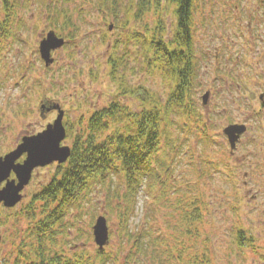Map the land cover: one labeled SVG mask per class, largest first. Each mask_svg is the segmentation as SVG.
Listing matches in <instances>:
<instances>
[{
  "label": "rangeland",
  "instance_id": "374dc122",
  "mask_svg": "<svg viewBox=\"0 0 264 264\" xmlns=\"http://www.w3.org/2000/svg\"><path fill=\"white\" fill-rule=\"evenodd\" d=\"M52 1L9 0L8 16L0 0V155L55 120L57 113L44 118L39 109L45 90L64 105L58 106L68 125L63 143L72 148L78 139L86 145L89 138L97 143L135 130L133 118L146 106L120 96L112 59L125 56L119 72L127 85L149 89L161 108L177 84L160 63L145 61L146 38L153 37H135L153 29L159 14L166 27L157 38L175 47L181 40L172 37L175 4L161 0L159 13L134 18L139 0H118L113 13L99 0H59L72 13L74 24L65 31L73 37L51 49L54 61L48 65L39 44L53 28ZM191 32L192 86L186 106H172L162 123L168 132L159 154L165 167L158 168L154 189L143 179L131 199L124 175L97 177L65 207L63 220L49 226V206L58 208L62 195L43 193L70 159L36 166L23 200L0 205V264H39L40 248L58 253L57 264H103L100 251L107 264H264V0H194ZM114 101L116 117L92 128L94 114ZM230 124L237 125L234 146L225 131ZM100 214L108 226L105 248H98L94 233ZM146 230L155 246L132 248L127 233ZM135 252L140 259L133 263Z\"/></svg>",
  "mask_w": 264,
  "mask_h": 264
},
{
  "label": "trees",
  "instance_id": "16d2710c",
  "mask_svg": "<svg viewBox=\"0 0 264 264\" xmlns=\"http://www.w3.org/2000/svg\"><path fill=\"white\" fill-rule=\"evenodd\" d=\"M175 4V11L178 15L175 30L172 37H181L176 42V46L169 47L167 41L158 39L157 35L165 32L164 21L162 16L157 14L158 24L153 29H148L147 33L136 32L135 37H153L146 38V59L148 65L152 63H160L161 67L171 73L177 81V84L168 100L165 108L159 106V99L151 93L149 89L128 86L125 80V73L119 72V67L127 64L125 56L112 59L111 75L119 81L120 96H134L137 100H142L146 106L141 116L135 115L133 118L137 122L135 130L128 127L124 132H118L108 136V139L101 142H95L93 138L86 141V145H82V140L78 139L73 147L70 156V165L62 173L61 178H57L53 186H49L44 191V196H49L53 192L55 195L61 193L58 208L51 206L45 222L50 226L63 220L62 215L66 213L67 205L72 206L76 202L79 191L88 186L91 180L99 177L101 180L113 178V175L121 174L126 178L127 197L136 199V191L140 188L143 179H147L148 187L153 190L156 184V178L159 175V167L164 168L165 163L160 157L162 146V138L168 132L162 130L163 121L169 119L170 108L172 106H186V98L188 91L191 89V77L193 74V45L190 37L192 6L194 0H167ZM59 0L49 3V20L50 26L65 37H73L72 32H66L65 25L72 26V13L68 8L61 9ZM161 0H139L136 10L132 13L134 18H141L144 13H159V5ZM101 8L110 9L113 13L116 9L118 0H99ZM155 7V9H154ZM4 8L10 15L9 0H4ZM156 12H155V11ZM161 17V18H160ZM52 28V29H53ZM157 33V34H156ZM185 46V48H184ZM118 101L112 102L108 107L97 111L90 121V126L96 128L100 125L102 118L111 116L116 117L118 112ZM104 110V111H103ZM118 112V113H117ZM128 114V113H125ZM122 114V115H125ZM126 115L125 118H130ZM168 145V144H167ZM169 146V145H168ZM156 158V160L153 159ZM97 180V179H96ZM112 183L114 181H111ZM195 218V213L193 214ZM128 234V241L132 244V248L139 250L143 247L155 246L153 239L146 230L143 234H136L132 237ZM146 250V249H145ZM104 259L103 264H107L108 257L105 253L98 252ZM40 256L39 264H57L59 254L54 255L48 253L44 248H40L38 252ZM132 262L136 263L140 259V252H135L130 256ZM67 264H84L82 260L75 263Z\"/></svg>",
  "mask_w": 264,
  "mask_h": 264
},
{
  "label": "water",
  "instance_id": "95a60500",
  "mask_svg": "<svg viewBox=\"0 0 264 264\" xmlns=\"http://www.w3.org/2000/svg\"><path fill=\"white\" fill-rule=\"evenodd\" d=\"M64 42V36L59 35L55 29L48 31L40 45L42 56L48 65L54 61L51 49L64 44ZM208 96L209 92L204 95V98L208 100ZM236 126L231 124L225 130L229 135L231 134L232 146L235 145L236 140L232 130ZM65 137L66 128L63 124V113H60L55 122L49 124L45 130L35 135L25 136L16 149L0 156V187L6 181V184L0 188V204L12 207L22 200L24 197L22 191L29 184L36 166L51 164L54 161L64 162L68 159L71 147L61 145ZM24 153H27L26 159L23 162H18V158ZM12 172L16 173V178H11ZM105 219V216H99L94 225L96 241L100 248H104V244L108 241V226Z\"/></svg>",
  "mask_w": 264,
  "mask_h": 264
},
{
  "label": "flooded vegetation",
  "instance_id": "af4514ba",
  "mask_svg": "<svg viewBox=\"0 0 264 264\" xmlns=\"http://www.w3.org/2000/svg\"><path fill=\"white\" fill-rule=\"evenodd\" d=\"M12 14V12H10V15ZM54 29V28H53ZM56 30V29H55ZM57 31V30H56ZM58 33V32H57ZM59 34V33H58ZM60 35V34H59ZM65 37V36H64ZM252 37H259V35H252ZM255 43V42H254ZM40 45V44H39ZM1 50V52H0V60H1V56H2V54L1 53H3L4 52V49H2V48H0ZM47 91L45 90V92H43V95H42V97H41V101H40V106H39V109H40V111H41V113H42V115H43V117L44 118H46V116H47V113H49V112H51V114H54V113H57V115H58V106H59V103L60 104H62L61 103V101L59 100V99H53V98H50V97H48L47 95ZM61 106V105H60ZM62 106H64L63 104H62ZM59 111H60V109H59ZM67 113V112H66ZM65 113V114H66ZM57 117V116H56ZM56 117H55V119H56ZM65 122H67V119H66V121H65V118H64V123ZM50 123H52V122H50ZM50 123H48V125L50 124ZM47 125V126H48ZM65 125H66V128H67V133H68V125H67V123H65ZM39 132V131H38ZM37 132V133H38ZM36 133H32V134H30V135H35ZM29 135V136H30ZM24 136H28V134H26V135H23V137H22V139H21V141L19 142V144L23 141V138H24ZM66 139V138H65ZM64 139V140H65ZM64 140H63V142H64ZM62 142V144H66V143H63ZM71 146V145H70ZM12 150H14V149H12ZM12 150H10V151H12ZM9 151V152H10ZM8 153V152H7ZM6 154V153H5ZM26 156H27V153H24L20 158H18V162L20 161V162H23L24 161V159L26 158ZM11 177L12 178H16V174L15 173H12L11 174ZM5 183L6 182H3L2 184H1V187H3L4 185H5Z\"/></svg>",
  "mask_w": 264,
  "mask_h": 264
}]
</instances>
